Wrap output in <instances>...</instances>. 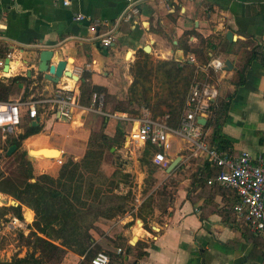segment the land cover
Wrapping results in <instances>:
<instances>
[{"label": "crops", "instance_id": "crops-1", "mask_svg": "<svg viewBox=\"0 0 264 264\" xmlns=\"http://www.w3.org/2000/svg\"><path fill=\"white\" fill-rule=\"evenodd\" d=\"M132 1L136 12L126 18L129 0H68L67 4L63 0H0V82L9 87L2 101L19 102L21 116V123L11 132L0 131V152L7 159L25 152L31 165L30 181L58 187L77 202L82 188L79 160L90 133L98 131L105 121L104 132L113 136L118 120L145 116L147 109L142 107V114L136 117L115 110L114 104L109 106L108 102L102 108L93 101V93L81 103L82 75L86 74V88L102 86L115 103L126 100L132 82L130 67L140 49L156 58L182 60L191 58L192 48L204 47L201 38L209 41L213 51L207 54L213 58L214 52L233 66L215 72L216 79L212 80L218 88V101H229L220 128L226 150L220 151H247L254 156L264 152V0ZM76 13L85 18L75 20ZM227 31H231L232 40L227 39ZM108 34L112 43L103 46L100 38ZM243 41L247 42L245 51L253 45L260 47L258 56L246 68L245 82L235 89V72L244 63L239 49V42ZM181 45L189 51L185 53ZM145 47L149 50L145 51ZM44 49L53 51L50 62L66 60L64 69L78 79H45L39 70V54ZM58 89H72L77 94L71 117H59L53 105L44 102L36 104L37 114L30 118L27 103L50 99ZM28 121H36L34 126L40 129L16 147L9 139L23 133ZM173 132L169 135V148L163 150L164 165L167 168L179 156L177 172L181 175L187 167L186 155H194V151L185 136ZM210 132V128L205 130V134ZM128 145L132 147L133 142ZM10 146L14 149L8 153ZM41 147L56 148L63 156L30 154V149ZM201 165L195 166L189 176L176 180L167 211L150 220L149 230L140 219L121 227L122 235L136 236L142 247L134 248L133 255L123 252L121 260L114 264H264V234L254 233L248 224L236 218L231 209V190L216 182L214 186L208 182L200 185L194 180V172ZM209 168L207 163L203 167ZM0 196V204L8 205L6 199L10 196L2 192ZM22 215L25 223L34 218L27 207H22ZM124 220L120 222L130 218ZM95 225L110 233L105 224ZM90 233L101 245L100 236L93 229ZM56 243L66 250L61 264H78L84 257L86 250L77 231ZM133 245L136 247L135 242Z\"/></svg>", "mask_w": 264, "mask_h": 264}, {"label": "trees", "instance_id": "trees-1", "mask_svg": "<svg viewBox=\"0 0 264 264\" xmlns=\"http://www.w3.org/2000/svg\"><path fill=\"white\" fill-rule=\"evenodd\" d=\"M203 48H192L191 58L182 60L176 59H155L149 53L138 50L134 62L130 67L132 82L127 90V107H115V110L131 113L138 116L139 112L135 108L143 106L147 108L152 118L166 117V123L172 128L179 125L180 118L186 107V97L190 86L195 79H202L205 72L200 66L207 64L211 58L207 52L213 51L210 42L201 38ZM243 65L235 72L233 84L236 87L245 82L246 68L252 60L258 56L260 45H253L250 50H244L247 42H239ZM185 53L189 51L186 45ZM213 52L214 57H220ZM221 58V57H220ZM192 59V61L190 60ZM222 59V58H221ZM209 73L215 77L214 72L209 69ZM83 81L80 82V102L85 103L84 97L90 99L93 92L102 93L105 97H110L106 89L102 86L93 85L86 88L84 80L86 74L82 75ZM9 87L0 82V100L6 99ZM229 94L227 97L230 98ZM229 101H218V97L211 105L210 114L205 125H203V140L217 150H226V140L221 135V122L227 113ZM132 115V116H133ZM105 121H103L100 131L91 132L87 147L83 157L79 160L80 167L87 171L83 196L78 202L73 201L68 194L46 182L35 180L30 181L31 165L25 157L26 153L17 155L15 161L17 165L10 172L0 170V192L9 195L16 201L17 205L0 206V218L6 215L23 219L22 207L31 209L34 218L27 225L28 232L19 230L20 240L28 247L25 254L19 256L15 254L4 264H61L66 250L56 243L57 240L69 236L74 231L80 234V240L85 248L84 257L78 264H91V258L100 249L99 244L90 233L95 221L99 217L110 218L118 213H122L125 208L123 205L103 210L99 207L101 197L104 194L102 185L108 183L117 187L114 182L118 176L126 177L128 174L120 170H114L107 177L99 170V163L105 147H111V142L116 136L123 134L119 122L116 125L113 136L104 132ZM210 128L211 132L205 134V130ZM39 126L31 125L26 122L24 131L21 134L9 139L11 144L18 147L21 140L28 135L38 132ZM154 145L146 144L140 158L141 163L148 164L149 157L158 151ZM230 151V150H228ZM6 155L0 152V157ZM202 165L198 166L194 172V180L200 185L207 184L217 169L210 167L204 170ZM213 186L216 183H210ZM234 201L231 204L233 211L234 204L238 201L236 191L230 188ZM169 195L171 193H168ZM169 198V196H168ZM243 222V221H242ZM137 246V244L135 245ZM132 249V247L130 248ZM113 257L121 260L122 253L113 254Z\"/></svg>", "mask_w": 264, "mask_h": 264}, {"label": "built area", "instance_id": "built-area-1", "mask_svg": "<svg viewBox=\"0 0 264 264\" xmlns=\"http://www.w3.org/2000/svg\"><path fill=\"white\" fill-rule=\"evenodd\" d=\"M63 3L67 4L68 0H63ZM133 3L132 0H129L127 12H125L126 18L131 16V12H136V8L132 6ZM84 18L85 16L81 13H76L74 16L75 20H83ZM112 40L111 34L100 38L103 46H109ZM2 65L3 59L0 58V66ZM224 67V61L220 57H213L203 69H211L215 73L223 71ZM217 96L218 88L209 79V74L206 71L205 78L195 79L192 82L186 97V107L177 129L167 125V116L152 118L146 109L145 116L128 118V121H132L133 125L128 131L127 140L139 143L143 147L146 144L156 146L159 150L153 154V159L157 163L165 164L163 150L170 146L169 135L176 131L185 136L192 146L194 155H202L208 167L217 169L208 183L216 182L236 191L238 201L233 206L236 218L248 224L254 233L264 234V152L255 156L250 155L247 151L227 153L209 146L203 140V125L198 121V118L209 116L211 105ZM92 98L98 105H102V94L94 92ZM44 102H50L59 117L69 119L72 109L77 104V94L72 89H58L50 99L28 102L30 118H35L37 114L36 104ZM20 123V103L0 100V131L11 132ZM15 221L17 219L12 217L6 227ZM108 263L109 256L103 251H97L91 258V264Z\"/></svg>", "mask_w": 264, "mask_h": 264}, {"label": "rangeland", "instance_id": "rangeland-1", "mask_svg": "<svg viewBox=\"0 0 264 264\" xmlns=\"http://www.w3.org/2000/svg\"><path fill=\"white\" fill-rule=\"evenodd\" d=\"M153 58L161 59L154 56ZM204 71L208 72L209 79H216L211 73H209L208 69ZM106 102L110 104L109 106H113L114 104L113 107H127L126 100L115 103L113 96L105 97L103 95L102 108H104ZM142 107L143 106L135 107L138 110L139 115L142 114ZM127 114L131 113L127 112ZM118 121L123 134L115 137L114 141L111 142L110 148H104V151L102 152V158L99 163V170L107 177H109L114 170H120L124 173H127L128 175L126 177L118 176L116 180H114V182L117 183L116 188L108 183L102 185L104 194L101 197L99 207L103 210H107L108 208L123 205L125 210L122 213H118L110 218L99 217L97 221H95V223L99 222L105 224V228L108 229L107 231H110L109 234L100 230L99 227L95 225V223L93 228H91L98 236H100L102 244L99 245L100 249H98V251H103L109 256V264H114L116 260H120L113 257V254H117L119 249L120 253L125 252L131 253L133 255L135 254L133 251L136 248L138 250L142 247L140 240H137L138 238L133 240V235H122L121 227H128L132 223H135L136 219H140L142 226L149 230V223H151L150 220L153 219V217L165 214L167 211L169 196L168 193L172 194L174 186L176 185V180L179 177L189 176L193 172L195 166L201 164L204 160L202 155L194 156L187 154L185 158L187 161H185L187 167L181 175L177 172V167L180 165L179 163L170 172L165 171L166 165L163 163L154 162L151 156L149 157V163L143 164L141 163L140 158L145 147H143L141 144L139 145V143L136 142H133L132 147L128 145L129 141L127 140L126 133L127 130L131 128L132 123H129L128 120ZM100 129L101 127L98 131L93 132L98 133ZM54 157H58V155H55ZM16 158L17 156H13L8 159L3 156L0 157V170L6 173L12 171L14 166L17 165V161H15ZM79 169L81 170V177H79V179L82 182V197L87 171L80 167V163ZM10 199L12 200L13 198L9 197V200ZM9 200L8 198L6 199L7 204L9 203L8 205H12ZM2 205L4 204H0V206ZM8 216L9 214L6 215V219L0 218V224H2L0 231V264L8 262L15 254H18L19 256L24 255L28 248L20 240L18 232L19 230H22L24 231V234H27V225L31 222L25 223L24 217L21 220L17 218L15 223L9 225V227H6V224H8L11 219ZM125 218H130V220H127L122 224L120 221L124 220ZM134 242L135 245L137 244L136 247L133 245ZM131 247L132 249H130Z\"/></svg>", "mask_w": 264, "mask_h": 264}, {"label": "water", "instance_id": "water-1", "mask_svg": "<svg viewBox=\"0 0 264 264\" xmlns=\"http://www.w3.org/2000/svg\"><path fill=\"white\" fill-rule=\"evenodd\" d=\"M226 37L228 40H232L233 37H232L231 31H227ZM144 50L148 51L145 48H144ZM52 55H53V51L50 49L41 50V52L39 54V70L43 71V76L45 79L52 81V82H57L61 76H69V77L74 78L76 80L78 79L77 75L73 74L69 70L64 69L65 64H66V60H57L55 62H50ZM224 63H225L226 69L230 70L233 68V66L229 60H225ZM198 121L201 124H205L206 118L205 117H199ZM36 123H37L36 121L31 122L32 125H35ZM13 149H14V146H10L8 153H10ZM47 151H58L59 152L58 156H63V154L56 148L41 147L38 149H30L29 150L30 154H40L43 156L53 158L54 156L48 155ZM179 160H180L179 156L174 158L170 162V164L167 166L166 171L170 172L177 165ZM10 202L13 205H17V202L15 200H10ZM132 239L136 240L137 237L135 238V236H133Z\"/></svg>", "mask_w": 264, "mask_h": 264}, {"label": "bare ground", "instance_id": "bare-ground-1", "mask_svg": "<svg viewBox=\"0 0 264 264\" xmlns=\"http://www.w3.org/2000/svg\"><path fill=\"white\" fill-rule=\"evenodd\" d=\"M146 50H149V47H145ZM133 142V141H131ZM48 152V155H52V156H55V155H58L59 152L58 151H47ZM1 197V196H0ZM139 227V226H138ZM138 230V229H137ZM136 238V236H135Z\"/></svg>", "mask_w": 264, "mask_h": 264}]
</instances>
